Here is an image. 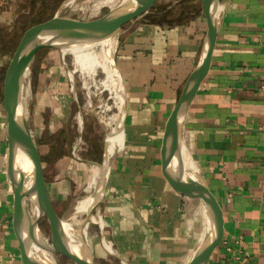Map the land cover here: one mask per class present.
<instances>
[{
  "label": "crops",
  "instance_id": "crops-1",
  "mask_svg": "<svg viewBox=\"0 0 264 264\" xmlns=\"http://www.w3.org/2000/svg\"><path fill=\"white\" fill-rule=\"evenodd\" d=\"M198 2L155 4L119 38L115 60L125 93L124 138L97 215L104 222L99 241L111 244L121 264H184L204 231L199 201L195 206L168 183L160 159L166 121L205 34ZM220 3L209 69L187 110L182 143L221 215V238L208 264H239L241 253L250 264H264V0ZM17 4L0 0V17L15 16ZM15 20L2 35L0 80L1 60L13 53ZM4 129L0 104V264H22L11 227Z\"/></svg>",
  "mask_w": 264,
  "mask_h": 264
},
{
  "label": "water",
  "instance_id": "water-1",
  "mask_svg": "<svg viewBox=\"0 0 264 264\" xmlns=\"http://www.w3.org/2000/svg\"><path fill=\"white\" fill-rule=\"evenodd\" d=\"M158 1L126 0L92 20L87 19L86 14L79 19L67 18L57 9L52 18L31 26L23 33L4 73L0 103L5 113L4 134L7 143L5 178L13 196L11 227L22 264H60L59 255L69 258L73 264H97L94 238L85 233V229L103 201L107 176L115 156L108 160L105 157L106 141L112 134L110 132L106 134L104 153L99 163L76 159L83 164L98 167L96 183L90 195V208L78 225L69 221L71 205L58 215L49 200L37 143L25 118V79L37 52L43 49L62 52L71 47L111 43L114 40L111 65L122 102L115 129L122 130L126 102L115 60L117 44L124 33L121 29L149 14ZM198 1L206 21L205 34L196 65L166 121L160 149L164 178L180 194L189 198L196 197L205 215L203 234L184 264H208L221 238V215L213 195L203 178L185 166L179 158L185 116L208 72L219 28L220 0ZM41 220L46 221L49 238L43 236L39 226Z\"/></svg>",
  "mask_w": 264,
  "mask_h": 264
},
{
  "label": "rangeland",
  "instance_id": "rangeland-1",
  "mask_svg": "<svg viewBox=\"0 0 264 264\" xmlns=\"http://www.w3.org/2000/svg\"><path fill=\"white\" fill-rule=\"evenodd\" d=\"M66 1L44 0L39 6H34V3L30 6L27 4L24 9L30 14L25 20L32 19L36 22L45 20L57 9L60 10L62 16L67 18L79 19L86 14L87 19L92 20L111 9L103 6L96 13H91L90 7L97 0H75V3L69 7L64 6ZM174 1L176 0H159L156 6L164 7ZM120 2L121 0L115 1L112 8L118 6ZM16 6L12 8L15 15L18 12ZM198 7L200 8L199 2ZM15 17L17 16L9 14L0 17V34L6 32L7 26ZM24 25L27 26L30 23L26 22ZM130 27L131 23H128L121 31L129 30ZM14 34L13 45H16L20 36L17 33ZM13 47H10V51ZM10 58L6 55L1 60L4 72ZM73 64L72 55L63 56L61 51L43 49L35 56L25 79L27 126L37 143L44 167L43 171L50 181L49 200L58 214H62L81 196L82 189L88 180L89 165L76 159L97 163L101 161L104 153V140L109 132V119L117 112L109 97L110 93L102 86L105 75L100 70H97L96 75L91 79L84 78L79 72L75 73L74 89L71 90L68 72L74 68ZM0 96L2 97V91ZM106 106L109 107L107 111L104 110ZM192 199L195 200L196 206L198 199L196 197ZM98 211L99 209L95 212L96 215ZM94 224L95 222L90 223L85 233L96 237L94 239L96 263L121 264L113 255L104 252L99 241V227ZM39 226L43 236L49 238L50 233L46 221L41 220ZM107 244L111 245L108 242ZM113 249L111 247L114 254L115 249ZM59 262L60 264H73L63 255H59Z\"/></svg>",
  "mask_w": 264,
  "mask_h": 264
},
{
  "label": "bare ground",
  "instance_id": "bare-ground-1",
  "mask_svg": "<svg viewBox=\"0 0 264 264\" xmlns=\"http://www.w3.org/2000/svg\"><path fill=\"white\" fill-rule=\"evenodd\" d=\"M115 1L117 0H97L90 7L91 13H96L103 6L112 8ZM125 1L126 0H121V2H125ZM74 3L75 0H67L64 6L69 7L72 6ZM113 48H114V40L111 43L103 42L97 45L86 46V47H71V48L63 49L61 52L63 56L70 54L73 57L74 68L68 72L69 81L71 83V90L74 89L73 88L74 74L77 72H79L84 78L87 79H91L92 76L96 75L97 70H100L105 75V79L102 82V86L105 88V90H108V92L110 93L109 97H111L113 101V106L117 111L116 114L109 119V123H108V129H109L108 133L112 132V134L108 137L106 141L105 157L107 160L110 159L114 154H116L122 149L123 138H124L123 131L120 129L118 130L115 129V126L117 124V119L122 107L121 106L122 102H121V96L115 84V78L112 71L113 69L111 65V54ZM84 84L86 85L85 80H84ZM104 110L105 111L109 110V107L106 106ZM26 116L27 113L25 111V118ZM179 158L185 166H187L192 170H195V166L193 165L192 159L189 153L184 148L183 143L179 149ZM97 175H98V167L96 165H89V176L86 186L82 189L81 196L78 199H76L74 203L71 205L72 213L70 214V218H69V221L71 223H74L76 225L80 224V222L83 220V218L89 211L92 200L90 195L95 186ZM200 218H201L202 230H204L206 220L203 212H201ZM92 222H95L94 225H98V226H101L104 223L103 219L96 214H94V216L92 217L90 223ZM89 224L86 227V230L89 227ZM102 247L106 253L113 254L111 250V246L108 245L107 243H103Z\"/></svg>",
  "mask_w": 264,
  "mask_h": 264
},
{
  "label": "trees",
  "instance_id": "trees-1",
  "mask_svg": "<svg viewBox=\"0 0 264 264\" xmlns=\"http://www.w3.org/2000/svg\"><path fill=\"white\" fill-rule=\"evenodd\" d=\"M27 1H29V3H27ZM33 1V0H32ZM31 0H17V8H18V12H16V15L15 16H17L16 17V20H15V22H14V24H13V30L15 31V33H17L20 37H19V41H20V39H21V37H22V35H23V33L28 29V28H30L31 26H34V25H36V24H39V23H42V22H44V21H46V20H49L50 18H52L53 17V15H54V13L53 14H51V16L49 17V18H47V19H45V20H42V21H39V22H36V21H32V19H29L28 21L27 20H25L26 18H28L27 16H29V14H30V12L28 13V12H25V9H24V7L28 4L29 6L32 4L33 5V3H34V6H39L40 4H41V2H43L44 0H35V1H37V2H32ZM150 17V16H149ZM26 22H28V23H30V25H27V26H25L24 24H26ZM7 32H5V33H1L0 34V45H2V44H4V42L6 41L3 37H2V35H4V34H6ZM19 41L17 42V44L16 45H13V42H12V47H13V49H12V51H13V53H14V51H15V49H16V47H17V45H18V43H19ZM41 51V50H40ZM39 52V51H38ZM37 52V53H38ZM13 53H12V55H13ZM37 55V54H36ZM12 57V56H11ZM4 71L2 70V77H1V80H0V85H1V87H2V82H3V79H4ZM0 93H1V89H0ZM0 98H2L1 96H0Z\"/></svg>",
  "mask_w": 264,
  "mask_h": 264
},
{
  "label": "built area",
  "instance_id": "built-area-1",
  "mask_svg": "<svg viewBox=\"0 0 264 264\" xmlns=\"http://www.w3.org/2000/svg\"><path fill=\"white\" fill-rule=\"evenodd\" d=\"M237 261L239 264H250L251 258L248 255L240 254L237 257Z\"/></svg>",
  "mask_w": 264,
  "mask_h": 264
}]
</instances>
